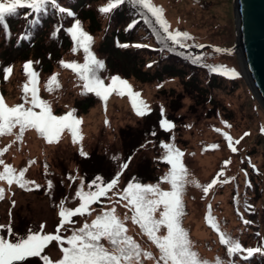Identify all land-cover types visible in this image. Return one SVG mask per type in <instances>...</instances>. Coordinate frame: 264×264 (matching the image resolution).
Masks as SVG:
<instances>
[{
  "label": "rangeland",
  "instance_id": "1",
  "mask_svg": "<svg viewBox=\"0 0 264 264\" xmlns=\"http://www.w3.org/2000/svg\"><path fill=\"white\" fill-rule=\"evenodd\" d=\"M152 1L157 7H163L166 20L173 29L189 33L198 44L204 43L212 47L230 50L231 54H224L221 61L226 64L227 69H234L239 74L237 81L231 83L232 85L226 84L225 87L217 91L216 97L219 101H214L213 105H210L201 98L196 99L195 96L184 90L179 82L168 83L163 90L158 91L156 86L132 78L141 87L139 91L146 100V114L138 115L136 111V113H131L125 103H117V101L112 102L111 109L107 113L97 107L89 110L86 113L85 126L89 138L95 137L87 139L89 144L82 149L85 155H81L80 149L75 150L76 146L70 142L69 138H63L58 145L50 149L40 139H34L33 134L30 135V140H35V142H32L31 145H24L34 156L33 162L35 163L33 165L30 163L24 179L33 182L25 185V188L32 190H25L15 182L9 185L7 180H0V183L4 182L0 184V189L4 185L6 186L3 190V199H0V225L5 226L3 230L5 238L10 241L15 239L8 235V226L14 233L25 236L30 227L33 231L40 232V226L44 224L43 234H58L62 239H66L72 234V229H79L86 221L90 222L95 215L100 214L102 210L115 207L121 218L125 214L128 215L131 208L130 206L125 207L128 202L122 200L121 196L123 189L136 176L133 177L128 172L124 173L123 170L118 171L117 165H114L115 161L110 162L111 159L105 162L101 158L103 160L102 168L98 170V165L94 164V160L97 158L94 155L89 157V155L94 151L99 152L100 155L105 152L110 154V151H115L116 154L125 153L137 139H142L140 150L138 153L136 152L132 160L131 173H135L141 165L146 164L153 171L152 181L148 184L158 183L160 178L170 170V165L160 160L164 154V150L160 147L161 141L172 143L174 148L183 153L181 161L188 173L187 180L191 182L185 184L182 196L183 212L185 213L182 216V227L187 230L193 250L199 254V257L214 264L216 258L220 257L222 253L219 234L224 233L233 239V233L237 232L236 229L231 231L237 220L233 203L238 198L233 192L236 189H239L240 192V188H236L234 183L224 187L221 186L223 184L220 186L215 184L205 193L203 187L209 185L214 179L218 180L222 173L218 169L222 165L227 166L226 171L229 176L236 175L235 168H239V162L233 155L240 150L245 152L249 147L254 148L253 154L256 159L262 163L264 161V146L254 145V141L260 137L259 132L264 128V108L251 90L239 56L235 2L234 0H203L210 4L208 9H203L192 0ZM108 50L111 53L109 63L110 66L116 67L115 71L130 73L133 70V65H130L134 63L133 61L130 63L125 60L124 56H121L120 52L112 46H108ZM15 67L5 75L7 77L9 74L11 75ZM18 68L19 65H17ZM68 79L74 80V88H72L74 91L64 95L58 90L55 99L60 100L59 106L71 108L73 102L78 99V93L75 90L78 83L75 79ZM38 85V81H36V88ZM127 85L128 89L123 92L124 96L130 95L133 91L130 89L131 84L127 82ZM140 93H136L139 94L136 96L137 100H140ZM117 95V92H112L108 98ZM0 97L7 104L8 101L12 105L15 104L17 88L15 89L14 85L10 86L5 95L0 87ZM216 102L222 106L218 110H216L218 107ZM137 106L143 108V105L138 104ZM163 119L174 124V128L169 131L162 130L160 121ZM110 122L111 124L107 127ZM153 132L155 135H152ZM225 134L230 137L229 141L225 138ZM132 135L135 136L134 141L131 138ZM172 137L174 140L170 139ZM216 139H219L220 143H216ZM222 142L223 145L226 143V147L219 150ZM5 145L7 146H3L1 150L9 149L4 155L6 165L12 168L20 167L25 160L17 152L18 143L10 137ZM213 146H217V148ZM233 148L236 151H232ZM3 153L0 151V155L3 156ZM117 157L119 156L117 155ZM45 162L50 164V170L47 169ZM82 163L85 164V167L81 165ZM230 168H234L232 172ZM51 170L55 174H50ZM118 172L121 173L118 183L109 190L108 196L102 197L99 202L90 206V209L93 210L92 216L85 214L86 217L79 215L71 217L72 223L65 224L57 232V227L60 224L58 213L61 210L62 200L66 201L64 207L74 210L80 203L78 199L74 198L75 192L82 182L85 185V191H87V185L96 176L99 175L107 183L116 178ZM69 175L74 178V182L68 179ZM52 176H55L58 181H53L52 188L49 190L47 182ZM161 188L169 190L170 185L161 183ZM132 214L131 210V216ZM125 223L129 224L128 234L135 241L141 242L144 238H148L146 234L142 233L140 226L134 224L131 219ZM212 224H216L217 227L213 228ZM246 225H251V223ZM240 227L247 229L246 226ZM262 230H264V224H261L257 231L261 233ZM159 234H166V229L162 228ZM141 235H145V237ZM62 255L61 244L51 241L42 250V262L40 261L39 264H44V256L49 258V264H56ZM158 255L159 252H156L157 257ZM31 262L28 258L24 264H32ZM146 264H155V262L148 260Z\"/></svg>",
  "mask_w": 264,
  "mask_h": 264
},
{
  "label": "trees",
  "instance_id": "2",
  "mask_svg": "<svg viewBox=\"0 0 264 264\" xmlns=\"http://www.w3.org/2000/svg\"><path fill=\"white\" fill-rule=\"evenodd\" d=\"M192 1L203 9H208L210 5L203 0ZM58 3L60 6L73 12L74 17H69L67 13H57L55 10L50 9L45 15L39 17L33 15L25 19L27 12L30 10L19 9L18 15L6 19L8 25L7 34L4 28L0 26V87L5 95L10 86L14 85V88H17V99L15 104L12 105L10 101H8V104L4 102L8 107H14L18 104L24 103L25 95L30 100L32 77L26 74L24 63L31 62L27 71L29 73L32 71L37 73L36 81H38V88H40H37L38 97L47 102L54 115H65L69 111L75 110V118L82 121V124L80 123L77 125V142H73V136L68 129H64L61 132L58 142L50 143L35 129L30 127L26 128L21 134L19 126L17 125L11 129L10 133L6 132L5 134L0 135V151L4 152L3 156L0 155V160L4 161V164H0V171H3V168L6 165L4 155L7 154V151L9 150L8 148H5L4 150L1 149L3 146H7L5 143H7L8 138L10 137L18 143L17 152L20 156H23L25 160L20 167H13V169L16 170L17 175L21 170H26L24 173V175H26L30 163H32V165L35 163L33 162V159H35L34 156L31 155L30 150L24 145H31L32 142H35V140H30V135L33 134L34 139H40L44 142L43 144L50 149L53 146L58 145L63 138H69L70 142L76 146L75 150L80 149L81 151L85 146H88L89 141L87 139L91 138H89V133L85 126L86 113L89 110L97 107L102 110V112L105 111L104 113H107L111 109L112 102L114 103L117 101V103H125L131 113H136L131 101L133 98L136 99V96H124V94H120L119 91H116L118 94L116 97H113L114 94L112 98H107V100L104 101L93 93L82 95L81 93L84 91V82L79 79L78 74L72 69L66 68L62 65L61 62H64L65 64L73 62L78 64L85 63V54L82 48L71 38L70 34L66 33L67 28L75 26V21L77 19L81 22V30L89 34L92 38L90 41V52L104 64L103 70H100L98 75L103 79L106 86L111 83L110 77L119 76L121 79L131 84L130 89H133L131 94L133 92L136 94L140 93L139 90H141V87L138 83L134 82L132 78H135V80L142 83L154 85L157 87L158 91L163 90L168 83L179 82L183 89L195 96L196 99L201 98L206 103L213 105L214 101H219L218 97H216L217 91L221 90L222 87H225L226 84L229 85L237 81V78L232 79L229 78L228 75L217 74L216 71H213L210 68V66L214 65H226L221 61L224 54L214 53L212 51V48L217 47L211 46L201 49L181 48L178 45H171L175 51L169 49L160 51L159 49L163 47V44L158 43V40L163 41L165 34L158 25L150 27L148 24H145L143 19L136 16L135 13L130 10L128 4L118 6L111 12L105 14L101 13L99 8L106 6L109 3V0H58ZM161 8L163 9V7ZM164 11L165 10L163 9V18L166 20ZM35 19H39V23L35 25L30 24V21ZM149 19H152L150 14ZM133 20H137L138 23H136L132 29L126 31ZM169 30L175 31L171 26ZM177 30L184 32L180 29ZM153 31H155L157 35H153ZM25 34H27L28 38L21 39ZM118 43L120 46H118ZM185 43L189 45L198 44L193 39L185 41ZM137 44L142 46L135 47ZM169 44H171V42H169ZM199 45L209 46L204 43H199ZM108 46H112L115 50L120 52L121 56H124L125 60L128 62H134L130 64L133 65V70L130 73H128V71H115L116 67L113 65L110 66L109 58L111 53L108 50ZM74 47L77 48L76 52L72 51ZM197 53L201 54L204 59L199 63L192 62V55ZM201 64H203V66H200ZM17 65H19L18 69ZM5 67H15V70L13 69L12 74H9L7 79L3 72V68ZM53 76H55L56 79L51 85L52 91H49V81ZM68 78L75 79L78 83L76 86L77 88L75 89L78 93V99L73 102L71 108L59 106L58 102L60 100L57 101L55 99V94L58 90L60 91L59 93L63 92L64 95L74 91L72 89L74 88V80ZM242 78L244 80V77ZM26 84L29 88V92L27 93L24 92V86ZM57 86H59V88H56ZM137 101L138 104L139 101H143V106L146 105V100L141 93L140 100ZM216 105L218 106L216 110H218L219 107H222L219 102H216ZM25 106L29 107L31 105L25 104ZM34 111H40V109L36 108ZM110 124L111 122L107 124V127ZM259 136V139L254 141V145L264 146V131L261 130ZM93 137L95 136H92V138ZM131 138L134 141L135 136L132 135ZM227 140L229 141V139ZM142 143V139H137L134 144L135 146H131V149H127L125 153L121 152L116 154L115 151H110V154L105 152L100 155L99 152L94 151L89 157L94 155L95 158H97L94 160V164L98 165V170L102 168L103 160L101 158H103L105 162L106 160L108 161L111 159L110 162L115 161L114 165H117L119 169L118 171L123 170L124 173L128 172L129 175L132 174L133 177L135 175V182H140L146 185L152 181L151 177L153 171L150 167L146 164L141 165L135 173H131V167L133 164L132 160L136 152H139ZM216 143H220V140L216 139ZM224 146L226 147V143L223 145L222 142V146L220 144L219 150ZM254 151V148L249 147L245 152L240 150L239 152L234 153L233 157L235 160L237 158L239 162V168H235L237 171L236 175L229 176L228 171H226L227 166L222 165V167H219L218 169L221 170L222 173L220 174L221 176L218 177V180H216V184H218V186L223 184L221 186L224 187L234 183L237 186L236 188H240V192L239 189H236L233 192L234 195L238 197H235L236 199L233 203L236 207L233 206L234 214L237 217L236 225L231 229V231L234 229L237 230V232L232 235L233 239L237 240L243 249L261 246L262 251H264V230H262L261 233L257 231L260 225L264 224V161L262 163L257 160L253 154ZM117 155L119 156V159L113 160L112 157H117ZM122 163H127L126 169L119 167ZM184 164H186L185 161ZM45 165L47 169L50 170V164L45 162ZM81 165L85 167V164L82 163ZM233 169L234 168H230V171L232 172ZM49 172L50 174H55L52 170ZM50 181H58V179L55 176H52ZM3 183L4 182H1L0 184ZM4 187L6 186H2L3 190ZM128 216L131 217V210ZM244 221H249L251 225H246L247 223H244ZM240 226H246L247 229H242ZM125 227L127 228V235L130 236L128 234L129 224L125 223ZM254 229H256V231H254ZM142 233L145 234L143 231ZM230 233L231 232L229 231V234ZM257 233L259 235H257ZM141 236L145 237V235ZM137 243L140 245L142 252H150L153 256H156V252H159L155 244H153L147 237ZM66 246V244H61V248ZM151 247L154 248L151 249ZM226 247L227 246L225 245H221L222 253L219 257L225 262V264H227L229 260H233L234 264H264V254H261L260 252L254 253L248 260L241 258L242 256L247 255L246 252H238L234 257L229 258L226 255ZM41 253L36 257H28L29 260L32 261V264H39L40 261L42 262ZM28 258L24 261L14 262V264H24ZM141 259L143 264H146L149 260L143 256ZM209 264L211 263L209 262Z\"/></svg>",
  "mask_w": 264,
  "mask_h": 264
},
{
  "label": "snow or ice",
  "instance_id": "3",
  "mask_svg": "<svg viewBox=\"0 0 264 264\" xmlns=\"http://www.w3.org/2000/svg\"><path fill=\"white\" fill-rule=\"evenodd\" d=\"M124 4H128L130 10L136 16L143 19L145 24H148L150 27L154 25L159 26L165 34L163 41L158 40V43L163 44V47L159 49L160 51L165 49L175 51L171 45H178L181 48L203 49L205 47H211L199 44H186L185 41L194 38L187 32H181L179 30L170 31V25L163 18V9L155 6L152 0H109L106 6L99 8V11L106 14ZM19 9L30 10L27 12L25 19L33 15L38 17L45 15L50 9L55 10L57 13H67L69 17H74V13L60 6L58 0H0V26L4 28L6 34L8 33L6 19L18 15ZM149 14L152 19H149ZM37 23H39V19L30 21L32 25ZM136 23L138 21L133 20L126 31L132 29ZM80 24L81 22L77 19L75 26L67 28L66 33L70 34L71 38L82 48L85 54V63L78 64L73 62L65 64L61 62L62 65L72 69L78 74L79 79L84 82L82 95L93 93L98 98L106 101L112 92L119 91L120 94H123L128 89L126 81L119 76H114L110 77L111 83L106 86L103 79L98 75V72L103 70L104 64L90 52V41L92 38L89 34L81 30ZM153 35H157V33L153 31ZM27 38V34L21 37V39ZM118 46H120L119 43ZM141 46L139 44L135 45V47ZM72 51L76 52L77 48L74 47ZM212 51L214 53L231 54L230 50L218 47L212 48ZM203 59L204 57L199 53L191 57L192 62L197 63ZM30 63H26L25 71L27 75L32 77L31 99L29 100L25 95L24 103L14 107H8L4 103L3 98L0 97V135L6 132L10 133L11 129L18 125L21 134L26 128L30 127L35 129L51 143L58 142L61 132L64 129H68L73 136V142L76 143L78 134L77 125L81 121L75 118V110H71L67 114L60 116L52 113L47 102L40 99L37 95V73L34 71L29 73L27 71ZM200 66H203V64ZM210 68L216 71L217 74L228 75L232 79L238 78L239 75L234 69H227L224 65H214L210 66ZM10 71V67L3 68L5 74ZM5 78L7 79V75ZM55 79L56 77L53 76L49 81V91H52L51 85ZM24 92H29L27 84L24 86ZM130 95L135 97L139 94L130 93ZM25 104H30L31 106L26 107ZM139 104L143 105V101H139ZM132 105L138 115L146 114L145 109L147 106L144 105L143 108L138 107V101L135 98L132 99ZM36 108H39L40 111H34ZM163 112L164 110L162 108V116ZM160 125L164 131H169L174 128V124L166 119L161 120ZM262 131H264V128H262ZM152 135H155V133L153 132ZM225 138L230 140L227 134H225ZM170 139L174 140V137ZM160 147L164 150V154L160 158L161 162L170 165L168 173L161 177L160 181L156 184L145 185L140 182H135L136 178L134 177L125 189H123L121 199L128 202L125 207L130 206L133 211L131 217L125 214L121 218L116 212L115 207L109 210H102L100 214L95 215L90 222L86 221L79 229H72V234L67 236L66 239H62L58 234H43L45 225L41 224L40 232H35L30 227L25 236L14 233L11 227L8 226V235L15 237L14 241H10L3 235L5 226L0 225V264H14V262L24 261L28 257L39 256L51 241L67 245L62 248V258L56 264H143L142 256L146 259L153 260L155 264H209V261L200 258L199 254L193 250V244L188 238V232L182 227V216L185 214L183 212L182 196L185 184L191 182L187 180L188 173L181 161L183 153L179 149L174 148L172 143L161 141ZM232 151H236V149L233 148ZM81 155H85L82 150ZM112 159L118 160L119 157L114 156ZM0 164H4V161L0 160ZM119 167L126 169L127 163H122ZM25 171L21 170L19 175H17L15 169L5 165L3 171H0V180H7L9 185L15 182L19 187L25 188L27 183H33L24 179ZM120 174L118 172L116 178H113L107 183L99 175L96 176L87 185V191H85V185L82 182L75 192L74 198L78 199L80 203L74 210L64 207L66 201L62 200L60 203L61 210L58 213L60 224L57 227V232L65 224L72 223L71 217L77 215L85 216V214L92 216L93 210L90 209V206L99 202L102 197L108 196L109 190L117 185ZM68 179L74 182V178L71 175L68 176ZM47 183L49 190H51L52 182L48 181ZM161 183H168L170 189H162ZM215 184L216 180L214 179L209 185L203 187V191L207 193ZM36 187L38 188L39 186L37 185ZM25 190L32 189L25 188ZM0 199H3V189H0ZM129 219L134 224H139L141 230L155 244L159 250L158 257L153 256L150 252H142L140 245L131 236L127 235L125 221ZM244 223L250 222L244 221ZM211 226L213 228L217 227L216 224H212ZM162 228L166 229V234H159ZM257 235L259 234L257 233ZM219 242L227 246L226 255L229 258L234 257L238 252L247 253V255L241 257L244 260H248L256 252L264 254L261 246L243 249L237 240H233L224 233L219 234ZM43 260L44 264H49V258L47 256H44ZM215 264H225V262L217 257ZM227 264H234V261L229 260Z\"/></svg>",
  "mask_w": 264,
  "mask_h": 264
},
{
  "label": "water",
  "instance_id": "4",
  "mask_svg": "<svg viewBox=\"0 0 264 264\" xmlns=\"http://www.w3.org/2000/svg\"><path fill=\"white\" fill-rule=\"evenodd\" d=\"M237 48L245 77L264 108V0H234Z\"/></svg>",
  "mask_w": 264,
  "mask_h": 264
}]
</instances>
